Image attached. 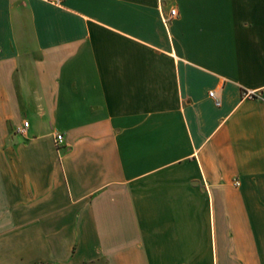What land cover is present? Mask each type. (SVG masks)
Segmentation results:
<instances>
[{
	"label": "crops",
	"instance_id": "1",
	"mask_svg": "<svg viewBox=\"0 0 264 264\" xmlns=\"http://www.w3.org/2000/svg\"><path fill=\"white\" fill-rule=\"evenodd\" d=\"M97 263L264 264V0H0V264Z\"/></svg>",
	"mask_w": 264,
	"mask_h": 264
},
{
	"label": "built area",
	"instance_id": "2",
	"mask_svg": "<svg viewBox=\"0 0 264 264\" xmlns=\"http://www.w3.org/2000/svg\"><path fill=\"white\" fill-rule=\"evenodd\" d=\"M46 1H48L52 4H56V5H60L62 2V0H46ZM177 16H178L177 10L174 7L170 8L168 14L163 17L164 23L166 24L171 19L176 18ZM209 95H210V97L213 98L215 104L218 105L220 103V98L217 95L215 90L209 91ZM27 128H28V122H24L23 125L21 126V128L18 129L19 130L18 132L23 134ZM62 141H63L62 135L56 134L54 136V142H55V146L57 149H59L61 147ZM234 184L238 185L237 182H235Z\"/></svg>",
	"mask_w": 264,
	"mask_h": 264
},
{
	"label": "rangeland",
	"instance_id": "3",
	"mask_svg": "<svg viewBox=\"0 0 264 264\" xmlns=\"http://www.w3.org/2000/svg\"><path fill=\"white\" fill-rule=\"evenodd\" d=\"M97 264H102V263H97Z\"/></svg>",
	"mask_w": 264,
	"mask_h": 264
}]
</instances>
